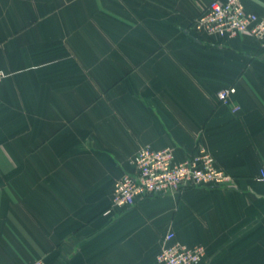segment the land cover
Segmentation results:
<instances>
[{"label": "crops", "instance_id": "crops-1", "mask_svg": "<svg viewBox=\"0 0 264 264\" xmlns=\"http://www.w3.org/2000/svg\"><path fill=\"white\" fill-rule=\"evenodd\" d=\"M212 1L0 0V264H157L168 233L264 264V46L196 32ZM199 145L230 186L111 207L141 148Z\"/></svg>", "mask_w": 264, "mask_h": 264}, {"label": "built area", "instance_id": "built-area-1", "mask_svg": "<svg viewBox=\"0 0 264 264\" xmlns=\"http://www.w3.org/2000/svg\"><path fill=\"white\" fill-rule=\"evenodd\" d=\"M196 32L220 39L250 35L264 46V14L248 12L242 0H213L194 21ZM5 74L0 70V86ZM235 88H224L217 100L230 104ZM135 171L126 174L114 188L113 209H126L138 202L188 187L225 188L233 177L220 168L214 155L199 145L191 157L177 161L173 149L154 150L143 147L134 158ZM259 180L264 182V167ZM206 250L203 246H187L176 240L174 233L164 237L163 247L157 255V264H202ZM32 264H46L37 260Z\"/></svg>", "mask_w": 264, "mask_h": 264}]
</instances>
